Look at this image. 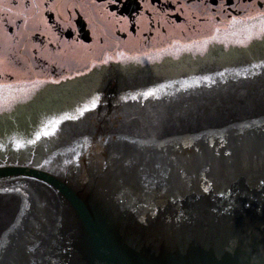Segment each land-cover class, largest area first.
Here are the masks:
<instances>
[{"label": "water", "instance_id": "water-1", "mask_svg": "<svg viewBox=\"0 0 264 264\" xmlns=\"http://www.w3.org/2000/svg\"><path fill=\"white\" fill-rule=\"evenodd\" d=\"M188 62L92 71L0 121V264H264V42Z\"/></svg>", "mask_w": 264, "mask_h": 264}, {"label": "flooded vegetation", "instance_id": "flooded-vegetation-1", "mask_svg": "<svg viewBox=\"0 0 264 264\" xmlns=\"http://www.w3.org/2000/svg\"><path fill=\"white\" fill-rule=\"evenodd\" d=\"M261 20L264 0H0V96L14 101L0 121L19 116L43 89L92 71L261 48ZM223 31L252 38L225 47L212 40Z\"/></svg>", "mask_w": 264, "mask_h": 264}]
</instances>
